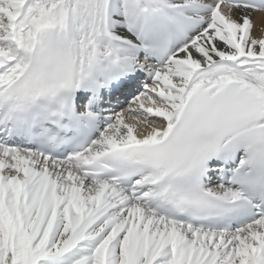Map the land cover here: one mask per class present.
<instances>
[{
  "label": "snow or ice",
  "instance_id": "1",
  "mask_svg": "<svg viewBox=\"0 0 264 264\" xmlns=\"http://www.w3.org/2000/svg\"><path fill=\"white\" fill-rule=\"evenodd\" d=\"M0 264H264V0H0Z\"/></svg>",
  "mask_w": 264,
  "mask_h": 264
}]
</instances>
